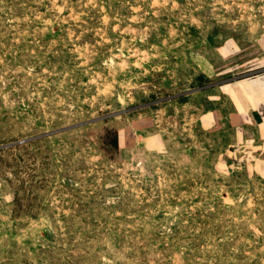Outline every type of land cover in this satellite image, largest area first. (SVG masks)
<instances>
[{
	"label": "rangeland",
	"instance_id": "rangeland-1",
	"mask_svg": "<svg viewBox=\"0 0 264 264\" xmlns=\"http://www.w3.org/2000/svg\"><path fill=\"white\" fill-rule=\"evenodd\" d=\"M263 69L264 0H0V264H264Z\"/></svg>",
	"mask_w": 264,
	"mask_h": 264
},
{
	"label": "crops",
	"instance_id": "crops-1",
	"mask_svg": "<svg viewBox=\"0 0 264 264\" xmlns=\"http://www.w3.org/2000/svg\"><path fill=\"white\" fill-rule=\"evenodd\" d=\"M233 106L236 125L254 124L264 147V69L222 85Z\"/></svg>",
	"mask_w": 264,
	"mask_h": 264
}]
</instances>
